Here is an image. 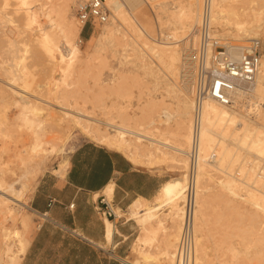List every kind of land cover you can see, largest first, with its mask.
<instances>
[{"label":"rangeland","instance_id":"obj_1","mask_svg":"<svg viewBox=\"0 0 264 264\" xmlns=\"http://www.w3.org/2000/svg\"><path fill=\"white\" fill-rule=\"evenodd\" d=\"M74 2L71 5L68 21L71 20L75 27H81L74 14L76 6ZM160 2L165 4L163 8H161ZM199 2L201 10L202 0ZM185 3V0H144V2L142 0L141 7L145 12L146 19L150 22L149 26H145V31L148 30L146 31L147 35L145 32H138L137 28H132L128 23L129 21H126L129 20L130 13H135L139 8L134 9V11L123 4L122 11L126 20L120 25V32L117 33L115 39H99L101 28L108 24L109 18L103 25L96 24L84 29L86 36L80 31L79 37L74 40L78 49V56L70 63L67 60L61 61L59 59V48L57 47L60 46V43L57 42L59 39L57 29L43 17L42 11L36 10L39 23L32 25L27 33L34 34L39 29L53 32V59L47 57L42 48L31 42L27 36L21 34L18 36L17 32L15 33L16 27L19 28L22 23L21 13L15 14L16 12L12 8L4 11L0 15L1 177L12 178L8 170H12L18 165V152L28 147L31 132L34 129L28 125L30 120H34V112L29 108L24 110L21 106H17L18 104L15 105L14 101H18V99L13 94L25 98L31 105L38 106L37 108L42 112L41 114L38 112L39 119L57 118L63 117V115L68 117L66 121L69 122L67 123L69 139L64 143L63 153L55 154L45 161L44 170L37 178V182L44 174L49 173L62 177L64 169L56 173L53 172L54 169L59 170V163L62 159L68 158L70 153L82 144H96L87 137L92 127L98 126L101 131L111 134H113L112 129L106 124L116 125L120 129H124L127 132L123 130L126 145L128 149H132L131 152H136V148L141 145H143L141 146L143 150H148L150 142L143 139V136L150 137L148 134L144 135L146 132L155 130L161 134L171 132L175 125V119H173L175 118V108L173 101H171L173 99L172 94L165 90L166 81L162 75L164 71L159 73L160 70L164 69L155 59L154 51L158 46L155 48L154 46H160V42H165V40H161L162 37H171L170 40H166L170 42L173 41L172 37L176 36L174 47L176 46L178 51L181 50L179 52L181 56L186 39L183 40L178 32L173 34L175 33V28L172 27L174 24L168 22H170V11L174 12L177 6ZM222 6L225 8L232 7L236 13L238 11L237 14L240 15L238 19L240 22H244L243 30H254L253 18L258 12L264 11V0H222ZM8 16L9 20H7ZM222 24L223 22L219 26ZM226 24L224 23V26L219 27L211 22V26L219 39L236 46H246L249 41L258 40L260 42V59L264 56V33L262 31L255 30L256 32L254 31L251 39H248L243 34H238L234 25ZM189 29L186 30V33ZM151 46L155 50H151L150 55ZM158 64L159 66H157ZM156 71L158 73H155ZM19 72L22 73L19 74ZM17 74H24L26 76L24 81L17 80L15 77ZM242 88L248 87L243 86ZM249 100L250 98L244 101H248L246 102V105L249 104L247 107L244 103L236 107L235 114H237L235 117L238 121H247L245 123L249 128L256 127L264 134V110L258 108V103L254 102L253 99ZM104 105L108 108H104ZM164 113L169 114L170 117L165 116ZM172 114L174 115L172 116ZM132 116L137 117L136 122L129 121V117ZM149 118L154 122L150 129L144 130L138 126V124L145 125ZM71 120L78 122L79 125H73ZM45 123L49 124V122ZM135 135L141 137V140L135 138L137 137ZM136 140L140 142L137 143ZM231 142L227 143L229 148L234 147ZM127 154L123 155L126 159H128ZM248 154H246L247 157L244 152L240 151L238 160L230 166L227 165L229 169L226 168L225 170V165L223 166L224 169L219 167L218 171L210 166L204 169L205 171L208 170V180L205 187L207 190L203 194H201L202 192L196 193L194 209L196 216L198 202H203L201 211L197 214L199 219L198 233H196L197 235L194 234V259L200 261L199 263L195 261L197 264H264V211L255 206V204L260 203L258 200L264 199V178H262L264 177V157H254ZM176 155L178 160L184 161V169H178L177 163L170 159L159 162L155 158L147 160L143 156L139 158L143 162L134 166L165 175L166 181L176 177L185 178L187 158L185 155ZM255 162L259 163L256 164ZM220 170L223 171L220 172ZM228 173L231 175V179L235 180L236 186L232 190L235 195H230L219 184L229 178ZM37 182L33 186H36ZM33 190L20 203L5 202L11 209L10 218L7 214L2 215L0 213V228H5L11 233L17 232L18 236L25 237L26 247L40 222L29 208V198ZM94 198L97 197L94 196ZM163 199L159 192L154 200L147 201L146 207H161L147 225L148 232L140 229L135 221H129L133 227V234L128 242L126 256L120 260V264L123 262L126 264H167L166 256L163 253L167 251L168 247L167 244L164 247L163 242L167 240L169 235L171 236L168 238L170 242L166 241V243L174 244L171 250L172 254H175L176 242H178L180 232L176 236L175 229L168 230L170 220L175 219L170 212L169 205L165 206L166 201ZM227 201L229 202L228 207L233 206L236 210L228 209ZM107 202L109 203V201ZM116 215L129 219V208L125 215L120 212ZM179 224L178 221V226ZM152 228L156 229L154 236ZM18 236H12L10 240L6 241V243L14 244L13 251L19 247ZM197 237L200 239L198 244H195ZM141 239L142 241H140ZM136 240L141 243H134ZM0 247H2L1 241ZM142 252L143 255L150 258L149 262H146L140 255ZM173 261L175 262V258L172 259V264H174Z\"/></svg>","mask_w":264,"mask_h":264},{"label":"bare ground","instance_id":"obj_2","mask_svg":"<svg viewBox=\"0 0 264 264\" xmlns=\"http://www.w3.org/2000/svg\"><path fill=\"white\" fill-rule=\"evenodd\" d=\"M80 1L82 0H75V2L74 0H0V15H2L3 12L9 8H12L14 12H16L15 14L21 13L22 23L20 24L19 28L16 27L17 29L14 30L15 33L17 32L18 36L20 34L27 36L31 42H34L40 48H42V50L45 52L47 57L53 59L54 58L53 49H52L53 37H54L53 32L46 31L44 29L41 30L39 29L34 34L29 32L27 33V30H29L32 25L39 23L38 16L36 15V10L38 9L42 11L43 17L47 19L48 22H51L57 29L58 37H59L57 42L60 43V46L58 45L59 47H57L56 45V47L59 48L58 49L59 59L61 61L67 60V62L70 63L74 61L78 56L77 55L78 49L75 45L74 40L79 37V33L80 31H82L81 30L82 28L75 27L74 24L71 23V20H69L70 21L69 22L68 16L70 13L72 3L73 2L79 3ZM149 1H158V0H149ZM185 2L186 3L184 5L177 6V9H175L174 12L170 11V18H169L170 22H168L166 18H164V20H166V22H168L169 24H174L175 27L174 26L172 27L173 29L175 28V33L173 34H176V32H178L180 36L183 37V40L186 39L185 47L182 50L181 56L179 53L181 52V50L178 51L176 46L174 47L175 45L174 40L176 39V36H173L172 37L173 41L170 42H167L166 40L168 39L170 40L171 37L170 38H168L167 36L162 37L163 39L161 40H165V42L163 41L160 43L158 42L160 46L159 45L154 46V48L158 46L156 50L152 46H151L152 48H150V55H151V50H155L154 51L156 54L155 59L157 63H159L160 66H162V69H164V70H160L159 73L161 71H164L162 75L164 76V79L166 81L165 90L170 91V93L172 94L173 99L171 101H173L172 103L175 108V116H174L175 118H173L175 119V125L173 130L165 134L164 133L161 134L155 129H154L155 131L152 132L148 131L145 134L143 132L144 135L148 134L150 136V137L143 136V139L145 141L150 142V146L148 150H143L141 148V146L143 145H141L138 147L135 146L137 147L136 152L135 151L131 152L132 149H128L126 145V140L124 136L125 134H123L124 129L122 128L120 129L116 125L114 126L112 124H106V126L112 129L111 132H113V134H111V133H106L105 131H101V129L98 126L92 128L89 127L90 130L87 137L90 139V141L95 142L99 146H102L106 149L116 151L122 155L128 153L127 154L128 159L126 160H128V162H130L132 165H138L140 164V162H143L139 159L141 156H143L146 157L147 160H152L153 158H155L159 162H164L167 159H170L171 161L177 163L178 169H184L185 167L184 161L178 160L177 159L178 156L176 154L183 156L185 155L187 158V154L192 147L193 101L191 98V93H192L191 69L190 66L187 64V62L185 61L186 58L184 57L183 52L187 48L188 43L189 42L192 43L194 41L195 37L193 36V30L195 26H197L199 23L201 10H200L199 0H185ZM123 4H126L128 7H130V10L131 9L134 10L136 8H139V10L136 11L135 13L131 12L128 17L129 20H126V18L124 17V13L122 11ZM160 5H162L161 8H163L165 4L160 2ZM106 6L109 10V22L107 25L101 28V33L99 35L100 40L113 39V38L115 39V36L119 34L118 32H120V25L122 24V22H125V20L127 22L129 21L128 23H130V26L132 28H137L138 32H142V33L145 32L146 35L148 34L146 32L148 30L146 29L145 31V26L146 27L149 26L150 22H148V20L146 19L147 17L145 15V12L141 7L142 0H106ZM224 8L225 7L222 6V0H213L211 2L210 21L212 22V24L216 26H219L222 22L223 24L227 23L226 25L232 24V26L234 25V28L236 27L235 30L237 31L238 34H243L245 37H248V39H251L250 37L254 35L255 30L262 31V33H264V11L258 12L256 15H254L253 18L255 22L254 30H245V29L243 30L242 26L244 22L242 23V21L240 22V20L238 19V16H240L237 14L238 11L236 13L234 8L232 7H227L225 9ZM7 20H9V16ZM190 27L191 29H189ZM187 29L189 30L186 33ZM240 48L241 46H236L232 44L228 45L227 47L228 53L232 58L237 57ZM159 64L157 66H159ZM22 69L21 71L24 70ZM20 73L22 72H19V74ZM155 73L158 72L156 71ZM15 77L17 80L24 81L26 76L24 74L23 75L17 74ZM246 86L248 88L244 89L242 87H239L234 91L232 96V104L230 106H226V107L220 106L212 100H207L202 104L201 126H200V131L198 135V144H197L198 159H197V173H196V193L198 194L201 192H202L201 194L206 193L207 190L205 189V187H206V182L208 180L207 179L208 170L205 171L204 170L205 167L210 166L215 171L219 169V167H222L223 169L225 167V170L226 168L229 169L228 166H230L234 161L238 160L240 151L244 152L245 155L249 153L248 155H252L254 157H264V134H262V132H260L256 127L249 128V126L246 124L247 121H245L246 123L244 121H238L235 117L237 114V113L235 114L236 107L240 106V104L242 105L243 103L246 105V102L248 101L246 102L244 101L248 98H250V100L253 99L254 102L258 103L257 107L260 108L261 110H264V56H262V58L259 60L257 73L253 82ZM12 92L17 93L14 91ZM13 96H15L18 99V101L16 100L14 101L15 105L18 104L17 106L19 107L21 106L22 109L24 110L29 108V110L34 112V116H33L34 120L29 119L30 121L28 122L29 127L30 128L34 127V129L31 132V140L28 147L18 152V156H17V161L19 162L18 165H16L14 169L8 170L9 171L8 173L10 174V176H12V178L10 179L8 178L9 179L8 180L4 177H1L0 174V209H1L0 213L2 215L7 214L9 218H10L11 209L9 206L5 204V202L20 203L22 200H24L25 197L33 190V187L35 186V185L33 186V184L37 182V178L42 174L44 170L45 161L55 154L63 153L64 143L66 140L69 139V131L67 128L68 126L67 123L69 122L66 121L68 120V117H66V115L57 118L48 117L47 119L46 118L39 119L40 116L38 112L40 111L37 108L38 106H35V104L33 105L29 104V102L23 97L16 96L15 94H13ZM247 105L245 107H247ZM103 107L108 108L106 105H104ZM41 113L42 112H40V114ZM164 114L165 116L167 115L170 117L169 114L167 113ZM173 115L174 114H172V116ZM254 117L257 118L256 115H254ZM243 118L245 117L243 116ZM129 121L136 122L137 117H133V116L129 117ZM45 122H49L50 126L48 123ZM71 122L73 123V125H77V124L79 125L78 122L72 120ZM152 124H154V122L149 118V121L145 125L138 124V126L146 130V129H150L153 126ZM124 132L126 131L124 130ZM135 138H139V140H141L140 139L141 137L137 136ZM139 140H136V142L138 143ZM231 141H235V142H231ZM230 142L233 143L232 144L234 146L233 148L228 147L227 143ZM127 143L129 142L127 141ZM166 149L167 151H164ZM216 156L217 159H215ZM255 163L257 164L259 162H255ZM187 165H188V161H187ZM66 166H67V158H64L59 163V170L57 171L53 170V172L56 173L58 171H62L63 169H65ZM222 171L223 170H220V172ZM227 175L229 178L226 179L224 182L223 181L220 182L219 184L221 188H224L230 195H235V193L233 194L232 192L233 188H235L236 186L234 183L235 180L233 181L231 179V175L229 173ZM258 175H260V173H258ZM185 184H186V175L185 178L184 177L172 178L171 180L166 181L159 191L161 197L164 198L163 200L166 201L165 206L169 205L170 212H172V216L175 219V220L172 219L170 220V226L168 227V230L171 231L172 229H175L176 236H178V233L180 232V224L178 226V221L181 222V214H182L181 204L183 205L184 202ZM102 195L106 197L107 201L110 202L112 198V185L107 186L102 191ZM97 196L98 194H96V197ZM255 199L258 200L257 198ZM258 201L260 203L258 205L254 203L255 206L259 207L262 211H264V199L261 198ZM227 202H226V206L228 207L229 205L227 204H229V202L228 203ZM202 204L203 202L200 203L198 202L196 216L194 215V220H193L194 234L198 233L197 229H198L199 219L197 217V214L200 213ZM146 205H147V201L141 198H138L135 201H133L128 207L130 218L127 221H131V220L135 221L140 227V229L144 230L145 232H148L147 225H149L150 221L154 218L156 212L161 207L158 206L146 207ZM230 208H233V206L228 207V209ZM233 210H236V208H233ZM118 213L119 211L115 212V214ZM24 220H26V217H24ZM103 222H104L105 233L107 238L106 241L109 242L112 232V225L107 220H104ZM152 233L153 236L156 234L155 228H152ZM11 235L14 237L18 236L17 232L11 233L5 228H0V241L2 242V247H0V264H20V259L24 253L25 245L27 241L25 237L18 236L17 240L19 247L16 251H13L12 247L14 244H12L11 242L6 243L8 239L10 240L12 238ZM172 236L175 237V235ZM169 237L171 236L169 235ZM169 237H167V240H164V242L162 241L164 243V247L166 246V244L168 247L167 251H164L163 255L166 256L167 264H172V259L175 258V254H172L171 249L174 244L172 245L168 244L170 242L168 240ZM199 239L200 237L199 238L197 237L195 239V244H198ZM140 241H142V239ZM166 241L169 242L166 243ZM136 242H138V240H136L134 243ZM138 251L140 252V250ZM140 255L143 257V259L146 262H149L150 258L146 255H143V252L140 253ZM195 261L196 259H194V264H197L196 262L198 261L196 262ZM173 263L175 264L174 261ZM123 264L126 263L123 262Z\"/></svg>","mask_w":264,"mask_h":264},{"label":"crops","instance_id":"obj_3","mask_svg":"<svg viewBox=\"0 0 264 264\" xmlns=\"http://www.w3.org/2000/svg\"><path fill=\"white\" fill-rule=\"evenodd\" d=\"M82 34L86 36L84 29ZM64 172L62 177L44 174L33 188L29 208L40 222L20 264H120L133 227L115 212L125 215L138 198L154 200L166 176L134 166L122 154L93 143L70 153ZM109 185L108 203L102 191ZM104 203L114 218L101 214ZM104 220L112 225L109 242Z\"/></svg>","mask_w":264,"mask_h":264},{"label":"built area","instance_id":"obj_4","mask_svg":"<svg viewBox=\"0 0 264 264\" xmlns=\"http://www.w3.org/2000/svg\"><path fill=\"white\" fill-rule=\"evenodd\" d=\"M211 2L202 0L200 20L193 30L194 41L189 42L183 52L191 69L192 147L187 154L186 184L175 264H194L193 220L202 104L212 100L220 106H230L234 91L253 82L261 56L258 40H251L246 46H241L237 57L229 55L227 47L230 44L219 39L211 26ZM74 14L82 29L96 24L103 25L109 18L106 0H82L76 3ZM103 205L101 214L114 218L115 214L108 205Z\"/></svg>","mask_w":264,"mask_h":264}]
</instances>
